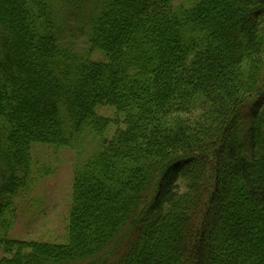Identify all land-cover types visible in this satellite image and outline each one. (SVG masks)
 I'll return each instance as SVG.
<instances>
[{"label":"trees","instance_id":"1","mask_svg":"<svg viewBox=\"0 0 264 264\" xmlns=\"http://www.w3.org/2000/svg\"><path fill=\"white\" fill-rule=\"evenodd\" d=\"M75 2L82 52L0 0V264H264V0ZM38 145L75 151L59 243L8 236Z\"/></svg>","mask_w":264,"mask_h":264},{"label":"rangeland","instance_id":"2","mask_svg":"<svg viewBox=\"0 0 264 264\" xmlns=\"http://www.w3.org/2000/svg\"><path fill=\"white\" fill-rule=\"evenodd\" d=\"M86 4L89 5L88 2ZM75 5V0H69L68 4L55 0L54 11L62 38L68 43L74 42L73 46L82 52L85 49L83 37L74 30L80 17ZM101 111L111 112L107 108ZM74 152L70 148L54 145L33 148L35 167L47 169L48 173L39 177L28 192L15 197L11 212L5 215L11 221L9 237L57 243L64 241L76 158Z\"/></svg>","mask_w":264,"mask_h":264}]
</instances>
